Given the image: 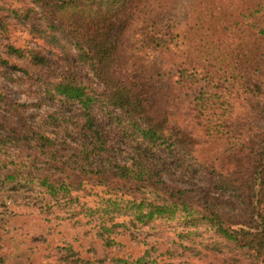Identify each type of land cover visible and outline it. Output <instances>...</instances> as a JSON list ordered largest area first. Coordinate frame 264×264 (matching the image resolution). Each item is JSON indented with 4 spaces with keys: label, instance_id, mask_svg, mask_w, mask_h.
Instances as JSON below:
<instances>
[{
    "label": "trees",
    "instance_id": "1",
    "mask_svg": "<svg viewBox=\"0 0 264 264\" xmlns=\"http://www.w3.org/2000/svg\"><path fill=\"white\" fill-rule=\"evenodd\" d=\"M177 2L0 0V264H264V0Z\"/></svg>",
    "mask_w": 264,
    "mask_h": 264
},
{
    "label": "rangeland",
    "instance_id": "2",
    "mask_svg": "<svg viewBox=\"0 0 264 264\" xmlns=\"http://www.w3.org/2000/svg\"><path fill=\"white\" fill-rule=\"evenodd\" d=\"M191 1L192 0H178V2L175 4L173 13L177 17H179V19L184 18L187 14L188 7ZM11 73H12V78H14V81H7V80L0 78L3 86L5 87L6 94L19 102L39 103L35 95H32L29 92V89L23 80L24 78H22V76H18L17 72H11ZM29 112H36L39 114H43L46 112H57L59 114L58 115L59 117L66 116L71 119L74 118L73 114H71L70 111H67L59 103L51 101V100H45V99H42L41 104L38 109H34L33 107H31L29 109ZM68 123H65V124H68ZM116 156L118 157L120 161H123L124 159L128 157L126 152L124 151H120L116 153ZM175 175H173L174 178H175ZM184 185L186 184L184 183ZM45 263L46 261H42L40 264H45Z\"/></svg>",
    "mask_w": 264,
    "mask_h": 264
}]
</instances>
